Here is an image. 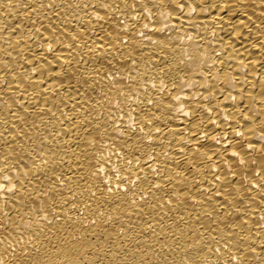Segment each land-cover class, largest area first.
<instances>
[{
    "label": "bare ground",
    "instance_id": "6f19581e",
    "mask_svg": "<svg viewBox=\"0 0 264 264\" xmlns=\"http://www.w3.org/2000/svg\"><path fill=\"white\" fill-rule=\"evenodd\" d=\"M0 264H264V0H0Z\"/></svg>",
    "mask_w": 264,
    "mask_h": 264
}]
</instances>
